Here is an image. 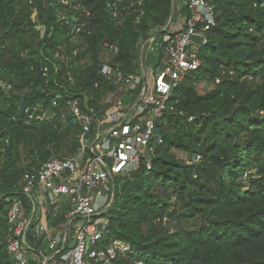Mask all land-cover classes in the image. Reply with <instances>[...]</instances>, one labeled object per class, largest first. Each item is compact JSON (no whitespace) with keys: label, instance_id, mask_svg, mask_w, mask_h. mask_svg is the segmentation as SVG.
Listing matches in <instances>:
<instances>
[{"label":"trees","instance_id":"obj_1","mask_svg":"<svg viewBox=\"0 0 264 264\" xmlns=\"http://www.w3.org/2000/svg\"><path fill=\"white\" fill-rule=\"evenodd\" d=\"M144 1L137 23L131 14L123 21L113 15L122 9L115 0H71L68 6L0 0V264H14L7 250V199L23 198L24 173L79 147V124L64 103L52 121L26 126L17 120L21 109L52 99L44 93L42 68L56 61L60 71L51 67V88L53 79L62 83L71 72V92L99 105L114 91L98 73L103 44L118 43L115 63L136 74L140 39L171 18L174 0ZM214 5L216 26L200 50L204 66L186 76L174 92V111L157 124L164 144L156 149L153 170L115 181L107 239L131 246L117 264H264V0ZM78 23L91 34L74 47L72 26ZM58 52L69 63L55 60ZM202 84L214 88L200 94ZM196 155L198 164L184 161Z\"/></svg>","mask_w":264,"mask_h":264},{"label":"built area","instance_id":"obj_2","mask_svg":"<svg viewBox=\"0 0 264 264\" xmlns=\"http://www.w3.org/2000/svg\"><path fill=\"white\" fill-rule=\"evenodd\" d=\"M56 1L64 6L71 2ZM126 1L115 0L122 9L113 15L123 21L125 14H131L140 23L145 1ZM180 5L189 13L184 27L170 33L166 27L152 31L157 34L159 51L156 71L127 74L115 61L101 63L98 73L114 91L97 106L71 92L76 84L71 72L62 83L53 79L51 88L52 68L56 75L60 71L56 61L49 59L42 68L48 87L44 93L52 99L21 109L17 120L26 126L52 121L64 103L79 124V147L70 157H51L26 171L20 184L24 199H7V250L14 264H117L131 251L128 243L107 239L111 224L107 213L114 201L115 181L131 179L140 170H153L156 149L164 144L157 124L174 111V92L186 76L202 70L200 50L209 43L207 33L216 26L214 0H181ZM76 21L75 17L66 23ZM86 34H91L86 24H73L71 41ZM103 50L115 59L120 55L118 43L105 42ZM54 59L70 61L61 52ZM184 161L198 164L201 157Z\"/></svg>","mask_w":264,"mask_h":264},{"label":"rangeland","instance_id":"obj_3","mask_svg":"<svg viewBox=\"0 0 264 264\" xmlns=\"http://www.w3.org/2000/svg\"><path fill=\"white\" fill-rule=\"evenodd\" d=\"M180 2H181V0H174V6H173L171 18H170L168 24L165 26L166 28H168L167 33L176 32L180 28L184 27V17L187 15V12L185 9H183L182 5L179 6ZM156 29H158V28H156ZM153 30H155V29H153ZM153 30H151L148 34H146L143 38H141L139 43L137 44L136 52H137V61L139 64V70H137L136 73L142 72L143 69L145 72L157 70V68H155L154 58L156 59V62H157L158 57H159V51H158V49L156 47V43H155V36L157 34L153 33L152 32ZM78 43H79V39H77L75 42H73V46L74 47L77 46ZM72 52H73V58H74L75 62H77L78 61V49H75ZM100 59H101L100 62H113L115 60L113 55H111L106 50L104 51L103 49H102ZM88 63H89V61L86 63L83 62L82 64L85 65ZM141 64H143V65L141 66ZM213 88H214V86H212V85L202 84V85L198 86V91L200 94H205L206 92L211 91ZM108 93L109 92H106L104 94V97H106L108 95ZM84 99L86 101H89L92 99V97L85 96ZM175 155L177 157L181 156V154L179 152H175ZM242 180L245 182V184L248 183L247 178L245 176Z\"/></svg>","mask_w":264,"mask_h":264},{"label":"crops","instance_id":"obj_4","mask_svg":"<svg viewBox=\"0 0 264 264\" xmlns=\"http://www.w3.org/2000/svg\"><path fill=\"white\" fill-rule=\"evenodd\" d=\"M179 6H181L180 4H179ZM154 61H155V66H157V62H156V59L154 58Z\"/></svg>","mask_w":264,"mask_h":264}]
</instances>
